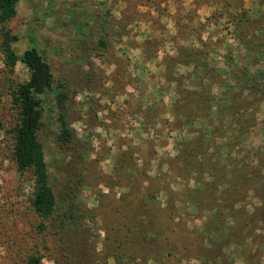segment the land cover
I'll return each mask as SVG.
<instances>
[{"label": "trees", "instance_id": "trees-1", "mask_svg": "<svg viewBox=\"0 0 264 264\" xmlns=\"http://www.w3.org/2000/svg\"><path fill=\"white\" fill-rule=\"evenodd\" d=\"M129 1L135 7L139 0ZM18 2L0 0V52L8 74L21 62L28 79L14 83L7 76L15 121L5 129L0 120V130L11 139V157L17 170L31 173L29 205L38 218L34 230L41 234L50 226L58 225L59 231L66 223L73 225L71 220L78 221L82 214L73 199L82 181L78 177L60 196L50 183L38 136L43 125L44 95L52 89L53 74L35 47L25 49L21 55L12 47L18 37L6 23L16 16ZM260 2L263 4L264 0ZM251 10L244 8L242 0H225L212 14L214 27L206 40L180 42L171 38L165 55V77L177 83V97L171 108L169 131L176 130L179 136L174 141L176 154L161 160L166 170L155 177L162 184L165 206L159 207L162 201L157 194L139 192L134 185L121 194L120 199L128 197L130 205L124 214L128 220L126 237L133 235L130 242L146 247L139 248L137 254L110 255L113 260L126 259L124 264H150V260L154 264H191L192 260L198 264H264V127L261 142L257 146L248 143L264 99V64L260 70L249 68L264 59V10ZM135 15L129 7L118 19L109 16L107 10L96 13L97 58L104 61L112 41L122 49L128 48L121 37L128 33V22ZM218 20L221 25H217ZM181 32L186 33L187 29ZM228 40L254 54H234ZM160 43L158 39L145 40V51L158 50ZM212 54H219L230 70L213 64L209 58ZM176 65H188L191 70L173 75ZM215 87L218 92H214ZM66 98L65 92L56 91V138L61 146L69 145L75 138L64 113ZM101 108V104L96 105V111ZM153 123L148 113L141 125L143 132ZM138 153L130 142L120 144L113 157L114 175L131 176L137 169ZM138 171L143 180H148L145 171ZM154 207L164 212L165 221L160 227L169 226L170 232L163 233L158 226ZM158 234L163 236L159 251L151 254L148 247ZM41 258L33 250L24 258V264H39Z\"/></svg>", "mask_w": 264, "mask_h": 264}, {"label": "rangeland", "instance_id": "rangeland-1", "mask_svg": "<svg viewBox=\"0 0 264 264\" xmlns=\"http://www.w3.org/2000/svg\"><path fill=\"white\" fill-rule=\"evenodd\" d=\"M111 3L108 0H19L16 16L6 23L11 33L18 37L12 44L16 54L21 55L25 49L35 47L50 66L53 85L44 95L43 125L38 138L44 149L50 183L57 196L67 192L70 184L81 177L73 205L82 215L78 221L71 220L73 225L66 223L63 230L57 231L56 224V227L50 226L41 234L35 232L38 218L29 205L31 173L17 170L11 157V139L0 130V264H24V258L33 250L42 256L39 264H124L126 259L116 261L110 255L120 252L124 255L137 254L139 248L146 246L130 242L133 235L126 237L128 220L124 214L130 205L126 201L128 197L120 199L121 194L134 185L139 192L157 194L162 201L159 207L165 206L164 192L160 188L162 184L155 177L166 170L160 162L169 156L167 149L156 160L154 145L159 136L143 134L139 138L132 137V131L141 127L143 119L132 114L127 117L123 107H115L118 103L114 106L112 100L110 104L106 102V96H111L112 92L105 85V78L109 77L105 67L107 61L114 57L111 49L104 54V61L96 57V13L107 10L109 16L116 18L119 16L118 9L110 6ZM242 4L252 12L264 10V3L261 4L260 0H242ZM229 45L234 54L241 52L244 57L254 54L246 52L231 40ZM112 48L119 51L127 49H122L115 41H112ZM211 60L219 68L230 70L218 56H212ZM263 64L264 59H259L249 68L251 71L260 70ZM7 76L14 83L22 82L28 79V72L18 62L13 73L8 74L0 52V120L5 129L15 121L11 83ZM98 87L99 92L96 91ZM58 90L67 95L64 113L75 133L73 141L66 146L59 145L56 138L55 93ZM214 92H218V87L214 88ZM97 104L103 106L98 110L99 114ZM122 127L132 131L122 136ZM263 127L264 99L256 113V125L248 143L257 146L261 142ZM125 142H130L139 151L135 158L137 169L129 176L134 182L129 181V177L114 175V153ZM140 169L146 172L148 180H143L138 171ZM173 188H178V185H173ZM153 211L160 227L165 221L164 212L157 207ZM168 229L166 225L161 228L163 233L170 232ZM162 237L158 234L156 241L150 242L148 248L151 254L159 251ZM149 263L154 264L151 260ZM191 264H198V261L192 260ZM237 264L240 262L237 261Z\"/></svg>", "mask_w": 264, "mask_h": 264}, {"label": "crops", "instance_id": "crops-1", "mask_svg": "<svg viewBox=\"0 0 264 264\" xmlns=\"http://www.w3.org/2000/svg\"><path fill=\"white\" fill-rule=\"evenodd\" d=\"M110 1V6L118 9L117 19L126 13L128 7L134 9L136 15L128 22V33L121 37L128 48L122 51L111 48L110 53L114 59H105L108 63L105 67L108 71L106 75L109 76L105 78V85L112 95L108 96L110 98L103 96H106L107 103L110 104L109 101L112 100L111 104L114 106L118 103L115 107H123L127 117L132 114L141 120L148 113L151 114L154 123L148 126L146 132L141 127H136L133 131L122 127V136L131 131V136L135 138L143 134L159 136L154 145L156 160L166 149L169 156L174 155V141L179 132L169 131V124L173 119L171 108L177 97V83L165 77L164 62L169 42L171 38L180 42L195 41L197 38L206 40L214 27L212 14L225 0H139L135 7L131 6L132 2L129 0H108ZM200 25L203 27L197 32ZM217 25H221V21L218 20ZM183 28L187 29L186 33L181 32ZM153 39L162 42L158 50L145 51L144 41ZM215 55L220 58L219 54H212L209 56L210 60ZM190 70L188 65H176L173 75L188 73ZM112 96L115 97L114 100L111 99Z\"/></svg>", "mask_w": 264, "mask_h": 264}]
</instances>
